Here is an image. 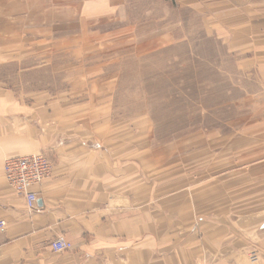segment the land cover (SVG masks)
<instances>
[{"label": "crops", "instance_id": "obj_1", "mask_svg": "<svg viewBox=\"0 0 264 264\" xmlns=\"http://www.w3.org/2000/svg\"><path fill=\"white\" fill-rule=\"evenodd\" d=\"M52 1L62 21L77 12L94 24L120 18L129 0ZM175 2L206 14L207 36L264 83V0ZM71 93L0 80V264H264V153L167 174L150 133L111 117L109 96L98 107ZM29 152L52 163L32 210L3 175L7 157ZM60 235L71 249L51 248Z\"/></svg>", "mask_w": 264, "mask_h": 264}, {"label": "rangeland", "instance_id": "obj_2", "mask_svg": "<svg viewBox=\"0 0 264 264\" xmlns=\"http://www.w3.org/2000/svg\"><path fill=\"white\" fill-rule=\"evenodd\" d=\"M176 3L129 0L120 18L93 24L77 12L62 21L52 0H0V80L94 104L109 96L111 117L150 133L167 174L227 154L252 161L264 153V83L207 36L206 14Z\"/></svg>", "mask_w": 264, "mask_h": 264}, {"label": "built area", "instance_id": "obj_3", "mask_svg": "<svg viewBox=\"0 0 264 264\" xmlns=\"http://www.w3.org/2000/svg\"><path fill=\"white\" fill-rule=\"evenodd\" d=\"M52 163L42 152H29L18 156L7 157L3 164V175L14 191L22 196L28 210L35 207L37 192L33 187L45 180L51 172ZM5 226V221L0 220V228ZM51 248L56 252H63L73 247L72 242L64 236H56L51 241ZM249 260L258 262L259 254L252 250Z\"/></svg>", "mask_w": 264, "mask_h": 264}]
</instances>
